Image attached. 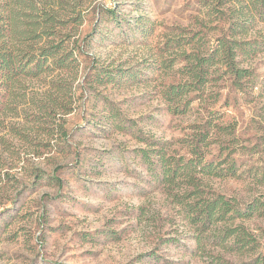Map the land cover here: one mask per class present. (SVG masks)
I'll return each instance as SVG.
<instances>
[{"label": "rangeland", "instance_id": "1", "mask_svg": "<svg viewBox=\"0 0 264 264\" xmlns=\"http://www.w3.org/2000/svg\"><path fill=\"white\" fill-rule=\"evenodd\" d=\"M63 2L82 18L63 25L84 52L78 71L0 78V264H253L264 215L236 220L256 249L224 247L219 230L199 243L176 199L194 187L163 182L139 149L166 145L217 169L234 161L236 176L197 165L199 194L264 204V22L250 16L237 36L253 43L237 57L249 77L212 66L205 84L170 99V85L194 81L195 56L225 36L222 13L202 0Z\"/></svg>", "mask_w": 264, "mask_h": 264}, {"label": "trees", "instance_id": "2", "mask_svg": "<svg viewBox=\"0 0 264 264\" xmlns=\"http://www.w3.org/2000/svg\"><path fill=\"white\" fill-rule=\"evenodd\" d=\"M210 11L222 13L220 21L226 22L228 27L225 36L216 38L210 51L204 55L195 56V62L189 67V75L194 81L172 84L168 90L170 99H176L195 90L196 83L201 85L208 81L207 75L212 66H226L234 76L236 82L249 77L251 71L240 67L237 57L240 52L248 53V47L253 45L251 40L237 38L246 31V21L249 17L259 16L264 22V0H202ZM63 0H57L56 6L43 2L38 5L36 0H0V78L3 82H18L21 77H37L46 71H78V58L84 52L71 46L67 41V33L63 29L73 19L81 21V15L75 17L66 12L62 13ZM232 11L233 16L226 17ZM74 11V10H72ZM212 13V12H210ZM192 55H189L191 57ZM194 82V83H193ZM174 111H177L175 109ZM116 118V117H115ZM113 120L115 125L121 126V120ZM119 123V124H117ZM209 132L201 134L199 141L206 142ZM151 145L154 142H150ZM197 150L194 149L193 152ZM142 159L150 170L157 171V176L168 184L176 183L177 178L183 177L187 184L194 187L184 188L182 194H176V199L185 208L190 220L197 224L201 243L212 231L219 230V242L224 247L238 249H256L261 243L256 236L249 232L243 223H236L237 219H246L254 213L264 215V204L255 200L250 204L241 205L234 197L216 194L212 197H202L195 183L194 173L197 165H201L199 172L217 176H236L238 169L234 161L226 168L214 166L212 160L194 163L183 157L178 159L166 145L146 149L140 148ZM217 169V170H216ZM264 244L262 245V248ZM253 264H264V251L255 258Z\"/></svg>", "mask_w": 264, "mask_h": 264}]
</instances>
